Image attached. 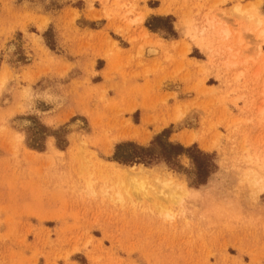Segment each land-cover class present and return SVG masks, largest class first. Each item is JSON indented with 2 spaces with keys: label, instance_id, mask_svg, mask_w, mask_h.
<instances>
[{
  "label": "rangeland",
  "instance_id": "rangeland-1",
  "mask_svg": "<svg viewBox=\"0 0 264 264\" xmlns=\"http://www.w3.org/2000/svg\"><path fill=\"white\" fill-rule=\"evenodd\" d=\"M0 264H264V0H0Z\"/></svg>",
  "mask_w": 264,
  "mask_h": 264
},
{
  "label": "trees",
  "instance_id": "trees-1",
  "mask_svg": "<svg viewBox=\"0 0 264 264\" xmlns=\"http://www.w3.org/2000/svg\"><path fill=\"white\" fill-rule=\"evenodd\" d=\"M163 18H158L161 20ZM152 28V27H151ZM153 29V28H152ZM154 30V29H153ZM131 147L133 153H124L123 149ZM159 149L158 154L155 152ZM188 154L189 158L194 162L199 171V184L205 183V180L209 176L208 165L204 163V159H207L208 154L200 151L196 146L186 148L179 143H172L162 140L161 136H158L153 143L148 147L139 146L133 143H122L117 146L115 161L119 164H151L156 160H165L168 163L175 161L179 156Z\"/></svg>",
  "mask_w": 264,
  "mask_h": 264
},
{
  "label": "bare ground",
  "instance_id": "bare-ground-1",
  "mask_svg": "<svg viewBox=\"0 0 264 264\" xmlns=\"http://www.w3.org/2000/svg\"><path fill=\"white\" fill-rule=\"evenodd\" d=\"M149 55H154V54H156L157 53V51L156 50H154V49H150L149 50ZM79 124V123H78ZM76 126V125H75ZM182 140H183V142H185V143H190L192 140H193V138L192 137H190V138H188L186 135L184 136V137H182ZM111 148V147H110ZM108 149V148H107ZM114 166V165H113ZM112 166V167H113ZM117 166V165H116ZM117 170H119V171H125V170H123V169H121V168H116ZM132 169H134L133 167H132ZM111 170V169H110ZM116 171V170H115ZM126 173H128L127 171H125ZM124 172V173H125ZM112 173V172H111ZM119 173V172H118ZM125 173V174H126ZM255 173V172H254ZM121 174V173H120ZM119 174V175H120ZM124 174V175H125ZM113 175H115V173H113ZM122 175V174H121ZM128 177H130V181L131 182H134L135 184H138V182H139V180H137V179H135L136 177H135V175H133V174H129L128 173ZM119 178V177H118ZM124 178V177H123ZM122 178V179H123ZM170 178V177H169ZM159 181V180H158ZM131 182H129L128 184H130ZM143 184V183H142ZM172 181H171V179H166L164 182H163V187L164 188H169L170 190H174V189H176V186L173 184V187H172ZM90 186V185H89ZM142 185L141 184H139V185H137V188H140ZM88 190V189H87ZM153 194H155V193H153ZM171 194V193H170Z\"/></svg>",
  "mask_w": 264,
  "mask_h": 264
},
{
  "label": "crops",
  "instance_id": "crops-1",
  "mask_svg": "<svg viewBox=\"0 0 264 264\" xmlns=\"http://www.w3.org/2000/svg\"><path fill=\"white\" fill-rule=\"evenodd\" d=\"M149 62H150V61H149ZM151 63H153V62H151ZM94 65H95V63H94ZM106 68H107V67H105V69H106ZM105 69H104V70H105ZM132 82L134 83V79L132 80Z\"/></svg>",
  "mask_w": 264,
  "mask_h": 264
}]
</instances>
